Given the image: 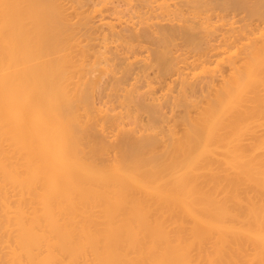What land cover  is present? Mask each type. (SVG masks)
<instances>
[{"label":"bare ground","instance_id":"1","mask_svg":"<svg viewBox=\"0 0 264 264\" xmlns=\"http://www.w3.org/2000/svg\"><path fill=\"white\" fill-rule=\"evenodd\" d=\"M170 1L0 0V264H264V0Z\"/></svg>","mask_w":264,"mask_h":264},{"label":"rangeland","instance_id":"2","mask_svg":"<svg viewBox=\"0 0 264 264\" xmlns=\"http://www.w3.org/2000/svg\"><path fill=\"white\" fill-rule=\"evenodd\" d=\"M108 1L111 2L112 0H108ZM155 1H156V0H155ZM180 1H181L182 5H179V4H178V3H180ZM180 1L176 0V2H177L176 5L180 6V9H179V10H181V11L183 12V13H182V12H181V13L184 14V16H183L184 18L182 17V18H180V19L184 20L185 17L187 16L186 18H189V19H186V20H184V21H187V20H188V22L190 21V22H189L190 24H191L192 22L195 21L194 24H195V26H196V23H197V17H199L198 19H200L199 21H201V20H203V18L206 16V12L203 10V11L205 12V14H204L203 12H200V13H199L200 15L194 18V16H195L194 14H195V13H194V14H192L193 12L191 13V10H190L191 8H189V11L186 9V7H190V5L188 4V3H189L188 0H187V1L184 0V2H183V0H180ZM189 1H190V0H189ZM192 1H194V0H191V3H192ZM210 1H214V0H210ZM215 1H216V0H215ZM218 1L221 2L222 0H218ZM223 1H225V0H223ZM153 2H154V1H153ZM157 2H158V1H157ZM157 2L153 3V6H152V7H154V4H155V6H156V3H157ZM171 2L175 4V0H171L170 3H171ZM187 2H188V3H187ZM208 2H209V1H208ZM208 2H207V3H208ZM226 2H228V1L226 0L225 3H226ZM251 2H252V0L250 1V3H251ZM149 3H150V2H149ZM181 3H180V4H181ZM183 3L186 4V6H185V9L183 8V10H182ZM191 3H190V4H191ZM211 3H212V2H211ZM214 3H215V2H213L212 4L208 3V5H207L208 7L206 6L207 9L210 8L211 10H214V12H213V11H212V12H211V11H208L209 16H211V14L213 15V16L211 17L212 19L210 18L211 22H212V20H213L214 23H215V22L218 23V20H219V22H220L221 17H223L224 15H225L224 17L226 18V19L224 18V21H225V20L228 21L227 19H228L229 17H230V18H229V21H230V20L232 19V16H233V18H236V17H237L236 19L239 20V19H238V16L241 15V14H242V15L244 14V16L241 15L242 17H244V18H245V16L247 17L246 10H245V12H244V9H243V10L239 9V10H241V11H238V12H236V10H231V9H230V10L227 12V15H226V10L224 11V10H222L221 8H220V10H219L220 12L217 11V10L215 11V7H214V5H217L216 9H218V8L220 7V6L218 7V5H220V3H218L217 1H216L215 4H214ZM217 3H218V4H217ZM228 3H229V2H228ZM151 4H152V2H151ZM151 4H150V6H151ZM187 4H188V6H187ZM209 4H210L211 6H213V8H211V6L209 7ZM221 4H222V3H221ZM148 5H149V4H148ZM109 6L111 7V4H109ZM178 6H177V8H178ZM156 7H157V6H156ZM156 7H155V8H156ZM121 8L123 9V7H121ZM155 8H152L154 12H155ZM204 9H205V8H204ZM210 9H209V10H210ZM156 10H157V9H156ZM186 10L188 11V13H191V14H192V15H191V14L189 15L190 17L188 16V13H187ZM185 11H186V12H185ZM201 11H202V10H201ZM222 11H223V12H222ZM233 11H234V12H233ZM125 12H126V13H125ZM158 12H159V11L155 12L156 15H155V13L152 15L153 12H151V16H153V17H154V16H157ZM217 12H219V13H217ZM221 12H222V14H221ZM229 12H230V13H229ZM239 12H240V13H239ZM124 13H125V14H124ZM185 13H186L187 15H185ZM202 13H203V18H202V17L200 18V16H202ZM208 13H207V14H208ZM213 13H214V14H213ZM216 13H217V14H216ZM223 13H224V14H223ZM228 13H229V14H228ZM234 13H236L237 15L234 14ZM182 14H178V15H176V17H173V18H170V17H172V15H175V14L167 15V16H168L167 19L163 20V22H167V20H169L168 18H170V19H174V20H175V18H176L175 21H174V20H170V22L168 21V24H172V21H174V23H178V24H179V22H181L182 24H186L184 21H183V22H184V23H183L182 20H179V17L182 16ZM215 14H216V15H215ZM231 14H232V15H231ZM245 14H246V15H245ZM123 15H125V16H122V14H121V18H123L122 21H125V23L122 22V25H123V23H124V24H125L124 26H126V25L128 24V23H126V20L128 19V20H130V21H128V22H130V26H129V27H131V28L134 27L135 31H138V30L143 31V29H145V28L142 27V20H141V19H144L143 21H144V22L146 21L145 18H143L144 16H140V18H139V16L136 17V16H133V15L131 14V15L133 16V18L130 19V18H131V17L129 16L130 13L128 14L127 11H124V12H123ZM217 15H218V16H217ZM220 15H223V16L220 17ZM230 15H231V16H230ZM234 15H235V16H234ZM105 16L107 17V19H109V18L111 17V12H108V11H107V12L105 13ZM178 16H179V17H178ZM191 16H192L193 18H191ZM70 17H71V16H70ZM70 17L68 16V19H69L70 21H72V22H73V19L76 18V17L73 16V17H71V18H72V20H71ZM141 17H142V18H141ZM153 17H152V19H151L150 21H152V23L156 25L157 23H155L154 20L157 22V17H158V16L156 17V19H154ZM213 17H214L215 19H216V17H218V18L220 17V18H219V19L217 18L218 20L215 21ZM227 17H228V18H227ZM138 18H139V20H138ZM150 18H151V17H150ZM158 18H159V20L162 19L161 17H158ZM160 18H161V19H160ZM164 18H165V17H164ZM177 18H178V20H177ZM190 18H191L192 20H193V19H194V20L191 22ZM239 18H240V16H239ZM133 19H135V21H139V23H141V27H142V28L139 27L140 25H138V22L133 21ZM153 19H154V20H153ZM248 19H249V18H248ZM74 20H75V19H74ZM76 20H77V19H76ZM76 20H75L74 22H76ZM140 20H141V22H140ZM159 20H158V22H160ZM233 20H235V19H232V21H233ZM237 20H236V21H237ZM252 20H253V19H251L250 21H252ZM93 21H94L95 23H97V22H98V18L93 19ZM131 21L133 22V24H131V23H132ZM176 21H177V22H176ZM199 21H198V22H199ZM226 21H225V22H226ZM253 21H254V20H253ZM134 22H135L137 25H134ZM188 22H187V24H188ZM222 22H223V21H222ZM263 22H264V21H263ZM263 22H262V23H263ZM145 23H146V22H145ZM145 23H143V24L146 25V26L148 25V29H150V30L153 29V30H152L153 32L156 31L157 28L153 25V26L156 28V29H154V27L151 25V24H152L151 22H150V23H151V24H150V25H151L150 28H149V24H145ZM147 23H149V22L147 21ZM161 23H162V21H161ZM181 23H180L179 25H181ZM223 23H224V22H223ZM240 23H242V22L237 23V25H241ZM260 23H261V22H260ZM178 24H174V25H178ZM194 24H191V25H194ZM128 25H129V24H128ZM131 25H132V26H131ZM144 25H143V26H144ZM172 25H173V24H172ZM261 25H262V27H264L263 24H261ZM261 25H259V26H261ZM135 26H136V27H135ZM137 26H138V27H137ZM146 26H144V27H146ZM259 26H258V28H259ZM151 27H153V28H151ZM157 27H158V30H159V29H160V28H159L160 26L157 25ZM150 30H149V31H150ZM158 30H157V31H158ZM152 31H151V32H152ZM79 32H81V31H79ZM79 32H76L75 35H77V33H79ZM153 32H152V33H153ZM79 34H81V35L84 34L83 37L81 36L82 38H85L86 36H88V35H86V33H84V32H81V33H79ZM85 35H86V36H85ZM79 36H80V35H79ZM82 38H81V39H82ZM146 44H147V45H146ZM150 44H151V43H150ZM141 45H142V44H141ZM144 45H145L146 47H145ZM148 45H149V43H145V42H144V44L142 45V46L145 48V50H147V52H148V48H149V46H150V47L154 46V45H152V46H151V45L148 46ZM147 47H148V48H147ZM154 47H155V46H154ZM144 48H141V50H143ZM149 49H150V48H149ZM152 49H154V48H152ZM152 49L149 51L150 53H151ZM145 52H146V51H145ZM145 52H143V53H145ZM147 52H146V53H147ZM149 52L147 53V54H149V56L146 55V53H145V54H142V52H141V54H142V55H146V58H145V56H144V58L146 59L145 61L147 62V60H148V62L150 63V62H152L153 59H151L152 57H151V55H150ZM136 55H137V54H136ZM136 55H135V58H139V57L142 56V55H140V53L138 54V55H140L139 57H138V55H137V57H136ZM147 56L149 57V59H147ZM142 58H143V56H142ZM131 59H132V58H131ZM131 59H128L126 65H128V62H130ZM133 59H134V58H133ZM133 59H132V62H134V64L131 62V64H133V65H131V66H133L132 69H131V70H132L131 72H133L134 70L137 72L136 69L139 68V70H138L139 72H138V73H139V76H140L141 71H143V69L141 70V65H142L141 63H144L145 61H144L143 59H142V60H143L144 62H141L142 60H140V59H139V60H135V61L138 62V63H137L138 65H137V64H135V61H133ZM117 60H118V59H117ZM129 60H130V61H129ZM149 60H150V61H149ZM118 61H119V60H118ZM121 61H122V64H125V62H126V61L124 62L123 60H121ZM140 62H141V63H140ZM148 62H147V63H148ZM154 62H155V61H154ZM154 62H153V63H154ZM139 63H140L141 65H140ZM147 63H144V64H146V67L148 68L147 65H148L149 63H148V64H147ZM153 63H151L152 65H151V64L149 65V68H151L150 70H149V68H148V69H147V68H144V71H145V72H146V71H149V72H146V74H148V75H145V77H144L143 75L145 74V72L143 71V73H141L142 79H143V77H144V79L142 80V81H144V82H142V81L140 82V80H141L140 78H141V77H138V75H137L136 78H137V79L139 78L140 80H139V79H138L139 81L136 80V78L134 77L136 73H135V74L133 73L134 76L131 74V76H133V77H130V79L128 80V83H126V86L128 87L127 84H129V82H130L131 85H133L134 83H135V85H136L137 83H138V85H139V84L142 85V83L145 84V83L147 82V79H148V82H149L151 79L153 80L154 77H157V76H158V73H157V76H156V72H157V69H158V67H157V66H158V63H157V62H155L154 64H153ZM156 64H157V66H156ZM118 65H119V67H120V66H123V65H121V63L118 64ZM126 65H125V66H126ZM139 65H140V67H139ZM125 66H123V67L125 68ZM143 66H144V65H143ZM143 66H142V67H143ZM152 66H153V67H152ZM213 66H215V64H213L212 67H213ZM119 67H116V68L121 69L122 71L124 70L122 67H121V68H119ZM136 67H137V68H136ZM210 67H211V66H210ZM212 67H211V68H212ZM156 68H157V69H156ZM118 69H116L115 71L118 72ZM146 69H147V70H146ZM152 69H153V70H152ZM196 69H197V68H196ZM140 70H141V71H140ZM119 71H120V70H119ZM154 71H155V75H154ZM193 72H194V73H197V76H196V77H198V78H199V76L202 75L201 72L199 71V68H198L197 70L194 69ZM118 73H120V72H118ZM118 73H117V76H120L121 73H120L119 75H118ZM151 73H152V74H151ZM199 73H200L201 75L198 76ZM142 74H143V75H142ZM150 74H151V75H150ZM192 74H193V73H192ZM194 75H196V74H194ZM194 75H193V76H194ZM150 76H152V77L154 76V77L152 78V77H150ZM191 76H192V75H191ZM193 76H192V77H193ZM107 77H108V76H107ZM146 77H147V79H146ZM131 78H133V80H132ZM134 78H135V79H134ZM150 78H151V79H150ZM193 78H194V77H193ZM103 79H104V80H103L102 82L105 83V84H103V86H105V90H106V91L103 90L102 92H99V93H100V96H98L99 94L95 92V93H94L95 96L93 95V98L95 97V99H93V101L95 102V104H96L98 107L101 106V107L104 108V106H105L106 108H108V107L110 106L109 108L112 109L113 107H115V104L117 103L116 100H118V99H116V98H115L116 96H114V95H112V97H110V96H111V93H112V92H110L111 90H110V91L108 90V92H107V89H108V88H111V87H110V86H111V83H108V82H109V81H108L109 79H110V81H111V77H109V79H108V78H107V79H106V78H103ZM145 79H146V80H145ZM194 79H195V78H194ZM130 80L133 81L134 83L131 82ZM152 80H151V81H152ZM104 81H105V82H104ZM106 81H107V82H106ZM145 81H146V82H145ZM136 82H137V83H136ZM108 85H109V87H108ZM173 85H174V84H173ZM173 85H170L169 87H172V88H173ZM126 86L124 85V87H126ZM127 87H126V88H127ZM131 87H132V86H130L129 88H131ZM126 88H125V89H126ZM129 88H127V89H129ZM172 88L169 89L168 93L172 92ZM143 89H147V88H142V89H139V90H142V91H143ZM104 91H105V94H106V93H109V95H107V94L104 95V94H103ZM142 91H139V92H142ZM144 91H145V90H144ZM121 92H124V91H119V93H121ZM139 92H138V94H139ZM165 92H167V91H165ZM101 93H102V94H101ZM97 94H98V95H97ZM122 94H123V93H122ZM138 94H137V95H138ZM140 94H141V93H140ZM172 94H173V92H172ZM174 94H175V93H174ZM103 95H104V96H103ZM135 95H136V94H135ZM105 96H107V98H106ZM108 96H109V99H110V98H115V99L113 100V102L111 101V99L108 100ZM104 97H105V98H104ZM149 97H150V95H147V100L149 99ZM153 97H154V96H153ZM153 97H152V98H153ZM97 98H98V99H97ZM100 98H101V99H100ZM150 98H151V97H150ZM152 98H151V100H152ZM102 99H103V100H107V101L109 102V104H108L107 101L104 102ZM99 101L101 102V104H100ZM110 101L112 102V104L110 103ZM149 101H150V99H149ZM154 101H155V100H154ZM154 101L152 100V102H154ZM114 102H115V103H114ZM118 102H119V101H118ZM150 102H151V101H150ZM97 103H98V104H97ZM103 103H107V104H108V107L106 106V104H103ZM102 104H103L104 106H103ZM118 104H119V106L116 104V108H117L116 110H120V109H119V108H120V102H119ZM99 105H100V106H99ZM112 106H113V107H112ZM117 106H118V107H117ZM101 107H100V108H101ZM103 108H102V109H103ZM164 108H165V107H164ZM104 109H105V108H104ZM104 109H103V110H104ZM162 110H164V111H162L163 113L166 111V112H165L166 114L164 113V116H167V115L170 116V115H171V114H169L170 109H168V107L165 108V109H162ZM168 110H169V111H168ZM139 113H140V112H139ZM139 113H138V114H139ZM170 113H172V112H170ZM142 115H143V116H142ZM145 115H146V114L140 113V118L142 117L141 120L143 119V120H144V121L142 120L143 122H146V120H145V119H146V116H145ZM170 117H171V116H170ZM170 117H169V119H170ZM167 119H168V116H167ZM167 119H166V122H165L166 124L164 123L163 126H164V125H167V124L169 123V119H168V120H167ZM142 121H141V123H143ZM167 122H168V123H167ZM144 124H145V123H144ZM129 127L131 128V126H126L125 128H126V129H129ZM164 127H165V126H164ZM125 128H124V129H125ZM177 128H179V127H177ZM158 130L160 131V129H158ZM157 132H158V131H157Z\"/></svg>","mask_w":264,"mask_h":264}]
</instances>
